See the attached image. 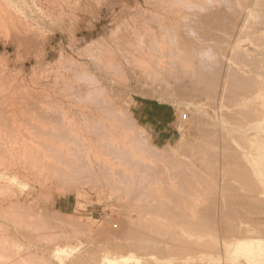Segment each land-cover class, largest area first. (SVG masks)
<instances>
[{"label":"rangeland","instance_id":"374dc122","mask_svg":"<svg viewBox=\"0 0 264 264\" xmlns=\"http://www.w3.org/2000/svg\"><path fill=\"white\" fill-rule=\"evenodd\" d=\"M246 79L251 83L246 85ZM230 85L231 89L239 87L235 93V88L230 89L235 96H230ZM245 85L257 94L247 96L251 91ZM104 101L121 109L119 116L113 108L106 106L110 114L103 109ZM60 110L68 114L58 115L67 117L70 132L84 137V146L96 147L97 155L106 150L100 125L111 137L123 138L124 126L117 125L116 114L123 119L131 116L143 129L134 146L141 145L136 148H142L144 155L153 146L170 155L165 159L175 155L177 160L189 159L202 176L207 173L210 180L215 179L217 188L212 216L218 248L208 249L211 252L206 255L212 253L209 258L219 264H264V241L257 244V254H243L238 248L240 240L243 244L248 241H243L241 234L261 233L226 232L221 225L226 189L235 167L253 169L264 186V0H0V264H163L172 261L154 254L163 246L175 252L181 249L180 244L197 250L194 244L188 247L183 242L186 236L193 237L194 231L183 237V232L177 231L190 223L183 215L187 212L182 214L187 221L180 217L181 211L173 214L180 215L177 218L169 215L168 219H175H165L168 227L145 219L157 214L165 218L164 212L153 206L158 203L157 196L144 191L152 176L146 179L140 175L142 171L135 173L128 165V190L125 180L114 184L101 172L70 169L56 160L50 151L54 149L47 146L67 148L70 142H61L63 131L57 123L45 121L49 119L45 115ZM98 119L107 122L98 126ZM43 128L52 130L45 134ZM149 129L154 130L155 141ZM13 130L16 136L12 137ZM34 149L48 161H40V153ZM228 152L235 157L227 158ZM207 159L216 160L211 169L202 163ZM60 166L74 173L82 171L72 178V174H59ZM129 168L134 171L128 172ZM130 175L136 176L132 178L135 181ZM142 205L151 207L149 214L139 211ZM263 211L251 216L264 218ZM40 213L48 217V227L37 220ZM130 227L136 231L134 238ZM167 229L172 234L167 235ZM227 234L233 236L232 244L231 239L226 243ZM149 246L156 250H148Z\"/></svg>","mask_w":264,"mask_h":264},{"label":"bare ground","instance_id":"6f19581e","mask_svg":"<svg viewBox=\"0 0 264 264\" xmlns=\"http://www.w3.org/2000/svg\"><path fill=\"white\" fill-rule=\"evenodd\" d=\"M160 46V45H159ZM164 46V45H163ZM182 53V52H181ZM245 53V52H244ZM238 54V53H237ZM240 54V53H239ZM198 55V54H197ZM239 56V55H238ZM241 56H243L242 54H241ZM240 57V56H239ZM249 57V56H248ZM240 58H242V57H240ZM233 59V58H232ZM249 60V59H248ZM249 61H252V59L251 60H249ZM148 62V61H147ZM260 62V61H259ZM144 63H145V61H144ZM253 64V63H252ZM147 65V64H146ZM255 65V64H254ZM150 66V65H149ZM162 67V66H161ZM236 74V73H235ZM235 74H233V75H235ZM232 75V76H233ZM241 75V74H240ZM231 76V77H232ZM235 77L233 76L232 77V79H234ZM237 78V77H236ZM238 78H240V76H238ZM242 79H243V77H241ZM244 78H245V76H244ZM248 78V77H247ZM249 79V78H248ZM255 79V78H254ZM235 80H237V79H235ZM249 80H251V79H249ZM249 80L247 81V79H246V85H247V83L249 82ZM233 81V80H232ZM231 81V82H232ZM239 81H240V79H239ZM252 81V80H251ZM257 81V80H256ZM233 82H235L236 83V81H233ZM232 82V83H233ZM254 82H255V80H254ZM258 82V81H257ZM239 83V82H238ZM244 83V82H243ZM251 83V82H250ZM250 83H248V84H250ZM253 83V82H252ZM255 86H256V84L257 83H253ZM232 85V84H231ZM230 85V86H231ZM244 85V84H243ZM243 86L244 88H246L247 86ZM253 85V86H254ZM258 85V84H257ZM234 86V85H233ZM238 86H239V84H238ZM237 86V87H238ZM252 86V87H253ZM235 87H236V85H235ZM234 87V88H235ZM236 87V88H237ZM250 87V86H249ZM232 88V86L229 88V92H230V89ZM233 88V89H234ZM236 88H235V90H233V89H231V90H233V93H235V92H237L238 90H236ZM242 88V87H241ZM251 88V87H250ZM254 88V87H253ZM259 88V87H258ZM257 88V89H258ZM228 89V88H227ZM238 89H239V87H238ZM243 89V88H242ZM242 89H240V90H242ZM247 89H248V87H247ZM255 89V88H254ZM254 89H252V90H254ZM239 90V91H240ZM249 90V89H248ZM261 90V89H260ZM227 91V90H226ZM235 91V92H234ZM245 91L247 92V90L245 89ZM249 91H251V89L249 90ZM248 91V92H249ZM262 91V90H261ZM261 91H257L258 92V95L259 94H261L260 92ZM228 92V91H227ZM242 92H244L243 90H242ZM232 92H230V96L231 95H233V94H231ZM239 93V92H238ZM240 93H241V91H240ZM245 93V92H244ZM252 93V91L250 92V93H247V96H249V94H251ZM254 93V92H253ZM253 93H252V97H253ZM243 94V93H242ZM242 94H240V95H242ZM255 95L257 94L256 92L254 93ZM229 95V93L227 94V96ZM237 95V94H236ZM239 95V97H241ZM233 96H235V95H233ZM244 96V97H243ZM263 96V95H262ZM238 97V96H237ZM246 96L245 95H242V97L241 98H245ZM255 97V96H254ZM247 98V97H246ZM249 98V97H248ZM250 98H251V96H250ZM103 100H101V102H102ZM106 101V100H105ZM105 101H104V103H103V105L105 104ZM235 101V100H234ZM241 101V100H240ZM238 102V100L236 101V103L238 102L239 104L241 103V102ZM243 102V101H242ZM245 102V101H244ZM244 102H243V104H244ZM261 102V101H260ZM108 103V102H107ZM235 103V102H234ZM101 104V103H100ZM255 104V103H254ZM112 105V104H111ZM50 106V105H49ZM98 106V105H97ZM101 106V105H100ZM106 104H105V108H103V109H105V110H107L108 111V109L106 108ZM237 106H240V105H237ZM56 107V106H55ZM99 107V106H98ZM107 107H109V109L111 108L110 107V105L108 104V106ZM241 107V106H240ZM37 108H39V107H37ZM102 108V106L100 107V109ZM113 108V109H112ZM111 109V111H116V114H117V111H118V116H119V114L121 113H119V110H121V109H119V110H116L117 108L116 107H112ZM255 108H257V107H255ZM99 109V108H98ZM102 109V110H103ZM239 109V108H238ZM4 110V109H3ZM39 110H40V108H39ZM246 110V109H245ZM244 110V111H245ZM106 111V112H107ZM253 111V110H252ZM41 112V111H40ZM56 112H57V108H56ZM56 112L55 113H53L52 111H51V113L50 114H46L45 115V113H43L45 116H48V118L49 119H45V121H47V122H52V124H56L57 123V125H59V127L61 128V131H63V132H61L62 133V135L63 136H61V142L63 141V143L64 142H66L67 141V143L68 142H72L73 144L74 143H76V144H78L79 146H77L76 144L73 146H71V144L69 143L68 145H67V148L69 149V150H67V148L66 147H61L60 145V147L58 146V147H55L54 145H51L50 144V146H47V145H45V146H47V147H49V149H54V150H50V151H52V154H53V156L54 157H56L57 159V161H59L60 162V164H64V166H68L70 169L72 168V169H75V167H77V169H79V168H82L83 170L85 169H87V171L88 172H90L91 174L92 173H96V171H98V172H101L102 174L101 175H103V178H105V179H107V181H111V182H115V183H118L119 181H123V180H125V183L126 184H124L127 188L130 186V184H129V186H127L128 185V183H130V182H127V176H126V174H125V172H126V167L128 166V165H130V167L131 168H133L134 170H135V173H136V171H139V172H141L142 171V173L144 174V175H142V173L140 174L142 177H145L146 179H147V177H150V176H152L153 178H152V180H151V183L150 184H148V183H146V187L144 186V191L146 190L147 192L148 191H150V193L152 194V192L155 194L154 196H157V202L158 203H154V205L153 206H157L161 211H160V213H163L164 212V216L163 217H165V218H159V214H157V215H155L156 213V211L158 210H156V211H154V213H152V214H154L155 216L154 217H150V216H148L147 218H146V216H145V219H150L151 221H150V223L153 221V222H155V225L156 224H158V225H161V224H164V227L165 226H169V224L166 222V220L169 218V215H172V216H174L173 214H176V213H178V211H181V216L180 215H178V216H174L175 218H177V217H184V216H182V214L184 213V212H187V214L185 213V214H183V215H187V217H188V222H190L189 224H184V225H186V228L185 229H183V230H181L182 229V226H180L181 228H176L175 226V228H173V229H178L177 231H181V232H183V233H181L182 235H180V236H182L183 237V235H187V234H189L190 232L192 233V231H194L195 233H193L194 234V236L193 235H191V236H193V237H190V236H184L185 237V239H183V242L184 243H187L188 244V247H189V245L190 244H194V247H196L197 248V250H194V248L193 249H190V247L189 248H185L183 245L184 244H180V246L182 245L183 246V248H182V246H181V249H179V250H177L176 252L175 251H172V250H170L169 248L166 250L165 249V246H163L164 248L161 250V249H159L160 251H158L157 253H155L157 250H156V247H154V246H156V245H154L153 247L155 248V252H154V254H156L158 257H159V259L160 260H162V259H166V260H171L172 259V261H169V262H167V263H163V264H216V262H218V261H214L213 262V260H211V259H213V258H209V257H211L210 255L212 254H210L209 255V257H208V255H206L207 254V252H209L208 251V249H211V250H213V249H215L216 248V246L218 245L217 244V240H216V238H215V236H214V234H213V228H215L214 227V225H213V214L214 213H212V211L214 210L213 209V203L214 202H212V201H214L213 199V195H214V193L216 192V189L217 188H215V186L216 185H214L215 184V182H214V180H210V178L209 177H207V173L206 172H209V171H205L204 169V171H205V173H206V176L205 175H201L199 172H201V170L200 169H198V170H200L199 172H198V170H195V166H194V164H193V166H192V164L191 163H189V161H187V160H189V159H187V160H185L184 161V157H182V158H184L183 160L182 159H178L177 160V157H176V159H175V156L173 157H169V159L168 158H166L165 159V157L167 156V154L163 151V153H165V154H163V153H160L161 151H158V149L156 150L155 148H153V146L152 147H150V149H149V146H151L150 145V143L148 142V140H146L148 143H147V145L149 144V146L146 148V150L147 149H149L148 150V152L146 153V155H144L145 153H143V150H142V148H136V146H138V145H135L134 146V143H136L137 144V142H138V139H141V137H139V134H140V131H143V129L142 130H140V128H139V126H138V124L135 122V120H132L131 119V116H129L130 117V119L127 117V119L126 118H124L123 119V115L121 116V118L120 117H118L114 112V116L118 119L116 122L118 123L117 125L119 126H124V130L122 131V132H124L123 133V138L122 139H118L117 137L115 138V136L113 137H111V133L109 132V131H106V130H108V129H105L104 127H102L101 125H100V127H99V130H100V134H102L103 136H104V138H103V140L102 141H104V145H105V142H106V145L104 146L105 148L104 149H106L105 151H104V149L102 150V151H104L103 153V155H97V153H95V152H97L98 150H95L96 149V147H94V146H89L88 147V145H87V147H86V145L84 146V144H85V142L82 140V138H84V137H79V136H77L76 134H73V132L71 133L70 131H71V128L67 125L68 124V122H66V118L67 117H65V116H67L64 112H62V110H60L57 114H56ZM60 112L62 113V115H64L65 114V116H62V115H58V114H60ZM103 112V111H102ZM110 111H108V113H109ZM126 112V111H125ZM234 112V111H233ZM246 112H247V110H246ZM259 112V115H258V117L260 116V111H258ZM5 113V112H4ZM64 113V114H63ZM240 113H241V111H240ZM245 113V112H244ZM243 112L241 113L242 115L244 114ZM254 113V112H253ZM256 113V112H255ZM110 114V113H109ZM231 114V113H230ZM234 114V113H233ZM236 114V113H235ZM252 114V113H251ZM258 114V113H257ZM238 115V114H237ZM240 115V114H239ZM241 115V116H242ZM250 115V114H249ZM248 115V116H249ZM256 114H253V116H255ZM1 116H2V114H1ZM43 116V115H42ZM44 116V117H45ZM114 116H113V118H114ZM233 116V115H232ZM245 116V115H244ZM251 116V115H250ZM252 116V117H253ZM6 117V116H5ZM40 117V116H39ZM243 117V116H242ZM241 117V118H242ZM256 117H257V115H256ZM2 118V117H1ZM7 118V117H6ZM41 118V117H40ZM96 118V117H95ZM105 118H107L106 116H105ZM111 118H112V116H111ZM120 118V119H119ZM240 118V117H239ZM248 118V117H247ZM246 118V119H247ZM254 118V117H253ZM94 119V118H93ZM109 119H110V116H109ZM133 119H134V117H133ZM244 119H245V117H244ZM263 119V118H262ZM3 120V119H2ZM8 120H10V119H8ZM114 120V119H113ZM122 120H124V121H122ZM251 119H249L248 121H250ZM7 121V120H6ZM11 121V120H10ZM20 121V120H19ZM94 121V120H93ZM92 121V122H93ZM112 121V120H111ZM114 121V122H115ZM247 121V122H248ZM23 122V121H22ZM40 122V121H39ZM90 122V121H89ZM105 122H107V120L105 121ZM104 122V123H105ZM113 122V121H112ZM115 122V123H116ZM7 123H8V121H7ZM7 123H5L6 124V129L7 128H9L10 129V127H9V123L7 124ZM24 123V122H23ZM94 123H95V121H94ZM100 123H103V120H101V119H98L97 121H96V124L99 126V124ZM103 123V124H104ZM2 124V123H1ZM26 124V123H25ZM46 124V123H45ZM65 124V125H64ZM243 124H244V122H243ZM254 124V123H253ZM11 125V124H10ZM31 125V124H30ZM37 125V124H36ZM64 125V126H63ZM227 125V124H226ZM229 125V124H228ZM239 125V124H238ZM20 126H21V124H20ZM29 126V125H28ZM46 126V125H45ZM48 126V125H47ZM92 126V125H91ZM95 126V125H94ZM98 126H97V129H98ZM105 126V125H104ZM115 126H116V124H115ZM114 126V127H115ZM118 126H116V128L118 127ZM12 127V126H11ZM38 127V126H37ZM41 127V126H40ZM39 127V128H40ZM44 127V126H43ZM49 128L51 127V126H48ZM53 127H56V126H53ZM53 127H51V128H53ZM63 127V128H62ZM107 127V126H106ZM114 127H112V128H114ZM257 127H258V125H257ZM15 128V127H14ZM13 128V129H14ZM28 128V127H27ZM46 128V127H45ZM49 128H47L46 130L48 131V129ZM95 128H96V126H95ZM108 128V127H107ZM115 128V129H116ZM73 129V128H72ZM109 129H111V128H109ZM120 129H121V127H120ZM241 129V128H240ZM40 130V129H39ZM43 130H45L44 128H43ZM46 130L43 132L42 131V133H47L46 132ZM52 129H50L48 132L50 133V131H51ZM57 130V132L56 131H54V132H56V135H58L57 133L59 132V130L58 129H56ZM9 131V130H8ZM11 131V130H10ZM9 131V132H10ZM16 130H13V133L15 132ZM18 131V130H17ZM20 131V130H19ZM33 131V130H32ZM35 131V130H34ZM229 131V130H228ZM240 131V130H239ZM39 132V131H38ZM77 132V131H76ZM94 132V131H93ZM99 131H97V133H98ZM120 132V131H119ZM121 132V133H122ZM144 132V131H143ZM142 132V133H143ZM13 133H11V134H13ZM60 133V132H59ZM95 133H96V131H95ZM235 133V132H234ZM10 134V135H11ZM39 134V133H38ZM48 134V133H47ZM53 135H54V133H53ZM75 135V136H74ZM78 135H80L79 133H78ZM99 135V134H98ZM116 135V134H115ZM235 135V134H234ZM238 135V134H237ZM13 136H16V133H14L13 135H12V137ZM59 136V135H58ZM58 136H56V137H58ZM80 136H82V135H80ZM103 136H101V137H103ZM142 136V135H141ZM144 136H145V133H144ZM40 137V136H39ZM99 137H100V135H99ZM100 137V138H101ZM119 137V136H118ZM143 137V136H142ZM146 137H147V135H146ZM145 137V138H146ZM238 137V136H237ZM35 138V137H34ZM44 138V137H43ZM53 138V137H52ZM91 138V137H90ZM98 138V137H97ZM229 138V137H228ZM54 139V138H53ZM15 140V139H14ZM29 140V139H28ZM230 140V139H229ZM140 141V143L141 144H143L144 142H146V141H144V140H139ZM231 141V140H230ZM83 142H84V144H83ZM29 143V142H28ZM28 143H27V145H28ZM63 143H61V144H63ZM92 143V142H91ZM101 143V142H100ZM243 144L245 143L244 141L242 142ZM247 143V142H246ZM245 143V144H246ZM46 144V143H45ZM97 145H99V144H97ZM102 145H103V143H102ZM145 145V144H144ZM146 145V146H147ZM209 145V144H208ZM241 145V144H240ZM37 146V145H36ZM100 146V145H99ZM140 147H141V145H139ZM143 146V145H142ZM245 146V145H244ZM244 146H242V147H244ZM249 146V145H248ZM39 147V146H38ZM154 147H156V146H154ZM25 148V147H24ZM40 148V147H39ZM46 148V147H45ZM44 148V149H45ZM66 148V149H65ZM193 148V147H192ZM204 147L203 146H201V149H203ZM207 148V147H206ZM3 150L4 149H6V146H3V148H2ZM29 149V148H28ZM43 149V150H44ZM89 149V150H88ZM205 149V148H204ZM203 149V150H204ZM230 149V148H229ZM1 150V149H0ZM34 150H37V152H41L39 149H34ZM33 150V151H34ZM39 150V151H38ZM88 150V151H87ZM94 152V154H92L91 152L92 151ZM95 150V151H94ZM101 150V149H100ZM142 150V151H141ZM160 150V149H159ZM195 150H196V148H195ZM197 150H200L199 149V144H198V148H197ZM194 151L195 152V154L198 152V151ZM203 150H201L202 152H203ZM46 150H44L43 151V153L45 152ZM49 151V152H50ZM75 151V152H74ZM101 151V152H102ZM200 151V152H201ZM208 151H209V149H208ZM227 151V150H226ZM243 151V150H242ZM260 151V150H259ZM73 152V153H72ZM193 152V153H194ZM201 152V153H202ZM207 152V151H206ZM36 153V152H35ZM42 153V152H41ZM40 153V154H41ZM46 153V152H45ZM51 153V152H50ZM204 153H205V151H204ZM32 155H33V153H31ZM38 153H36V155H37ZM40 154H38L37 155V157H40V159L42 158V160H40V161H43V159L44 160H47L45 157H44V154L42 155H40ZM51 154V155H52ZM199 154V153H198ZM214 154V153H213ZM36 155H34V157L36 156ZM200 155V154H199ZM201 155H203L204 156V154L202 153ZM200 155V156H201ZM47 156V155H46ZM168 156H170V155H168ZM167 156V157H168ZM205 156H206V154H205ZM227 158L229 157V158H233V157H235V154L234 153H229L228 152V155H225ZM10 157V156H9ZM36 157V158H37ZM49 157V159H51V157L50 156H48ZM53 157V158H54ZM106 157V158H105ZM144 157H146L145 159H144ZM148 157V158H147ZM94 158V159H93ZM108 158V159H107ZM195 158H196V155H195ZM207 158V157H206ZM214 158H215V156H214ZM37 159H39V158H37ZM36 159V160H37ZM161 159H163V162L161 161ZM167 159L170 161L169 163H166V161H167ZM241 159V158H240ZM55 160V159H54ZM92 160H93V162H92ZM162 162H160V161ZM194 160V159H193ZM203 160H205V159H203ZM48 161V160H47ZM216 161V160H215ZM214 161V162H215ZM239 161V160H238ZM249 161V160H248ZM59 162H57V163H55V164H59ZM192 162V161H191ZM214 162L212 161V160H210V161H208V159H207V161H203L202 163H203V165L204 166H206L207 167V169L209 168V169H211L212 167H214L215 165H214ZM247 162V161H246ZM245 162V163H246ZM52 163V162H51ZM193 163V162H192ZM59 164V165H60ZM95 164H97V165H95ZM247 164H248V162H247ZM247 164H246V166H247ZM176 165L178 166L177 168H175L176 167ZM168 166H171L172 167V169L171 168H169ZM175 166V167H174ZM74 167V168H73ZM171 169V173L169 172V169ZM250 167H252V166H250ZM205 168V167H204ZM77 169L75 170L77 173H79V172H81L80 170H78L77 171ZM133 169H131L132 171H134ZM84 170V171H85ZM128 170V172H129V170H130V168L129 169H127ZM130 170V171H131ZM203 170H202V172H203ZM83 171V172H84ZM57 172L60 174H64V175H66V176H68L69 174H72V178H73V176L75 175V173L74 172H72V170H69V169H67V168H65V167H63V166H60V168L58 167V169H57ZM72 172V173H71ZM82 172V173H83ZM123 172V173H122ZM139 172H137V173H139ZM167 172V174L165 175V173ZM234 174H233V178H232V181H230V186H226L227 187V191H226V197L228 198V199H226L227 201L225 202L227 205L223 208V213H222V221H223V223H224V226H223V224H221L222 225V227H224L225 229H227V231L224 229L223 230V228H222V234L224 235V233H225V231L226 232H228V231H232V233L235 231V233H236V229H240V231H242V232H244V234L246 233V232H250V231H257L256 233H261V234H259V235H257V236H250V234L249 235H243V234H241V239H243V241H245L246 239H248V241L245 243L244 242V244L242 243V240H240L241 242H239L241 245H239L240 247H238L239 249H240V251L243 253V254H247V255H252L253 253H256L257 252V249H259L258 248V243L260 242L261 243V241H264V218H261V217H258V215L257 216H251V215H254V213H256L257 211H259L260 209H264V186H263V183H262V181L260 180V178H257L256 177V175H255V173L253 172V169H251V168H246V169H240L239 167H235L234 168ZM66 173V174H65ZM85 173V172H84ZM164 173V174H163ZM204 173V174H205ZM81 174V173H80ZM117 174H119V176L121 175V176H123V177H121V178H117ZM130 174V173H129ZM131 174L133 175V172H131ZM140 175H139V177H140ZM231 175V174H230ZM70 176V175H69ZM126 176V177H125ZM65 177V176H64ZM70 177V178H71ZM130 177H131V175H130ZM134 177H136V176H134ZM134 177H131V179L132 178H134ZM138 177V176H137ZM138 177V178H139ZM204 178L203 180L204 181H202L201 180V178ZM206 177H207V179H206ZM210 177H212V176H210ZM232 177V176H231ZM66 178V177H65ZM126 178V179H125ZM209 178V179H208ZM67 179H69V178H67ZM146 179H144V181H146ZM132 180H134V179H132ZM131 180V181H132ZM141 180V179H140ZM149 180V179H148ZM200 180H201V182H200ZM117 181V182H116ZM135 181V180H134ZM134 181H132V183L131 184H133L134 185ZM137 181V180H136ZM143 181V182H144ZM150 181V180H149ZM110 183V182H109ZM112 183V184H113ZM114 183V184H115ZM139 183V182H138ZM114 184L112 185V186H114ZM117 185H119V184H117ZM132 186V185H131ZM115 187V186H114ZM119 187V186H118ZM125 187V188H126ZM133 187V186H132ZM131 187V188H132ZM116 188V187H115ZM126 188V189H127ZM130 188V189H131ZM134 188H136V187H134ZM128 190H129V188H128ZM142 190V189H141ZM156 192V193H155ZM137 193V192H136ZM139 193V192H138ZM216 195V194H215ZM150 196V195H149ZM153 196V197H154ZM225 197V198H226ZM213 198V199H212ZM160 199V200H159ZM225 200V199H224ZM223 202V201H222ZM216 203V202H215ZM145 204V203H144ZM216 205V204H215ZM151 209V207L150 206H147V207H143V205H142V209H139V211L141 210V212H143V211H145V210H147V213L149 214L150 212H148V210H149V208ZM154 208V207H153ZM184 209L186 210L187 209V211H184ZM152 210V209H151ZM154 210V209H153ZM158 213H159V211H157ZM264 212V211H263ZM180 213V212H179ZM178 213V214H179ZM250 214V215H248V217L247 218H244L243 217V214ZM145 214H146V211H145ZM44 215V214H43ZM41 215V213L39 214V218H37L38 217V215H36L37 217V220L39 221V222H42V224H47L48 222H49V220H48V217L46 216V215ZM163 215V214H162ZM35 216V215H34ZM46 216V217H45ZM168 216V217H167ZM157 217V218H156ZM171 217V216H170ZM174 218V219H175ZM29 219H30V217H29ZM35 219V218H34ZM140 219H143V217H140ZM166 219V220H165ZM171 219V218H170ZM170 219H168V220H170ZM173 219V220H174ZM173 220L171 221V222H173ZM182 220V219H181ZM184 220H186L187 221V219H185V217H184ZM141 221V220H140ZM144 221V220H143ZM185 221V222H186ZM240 221H243L244 223L241 225V226H239V224H240ZM38 222V223H39ZM148 222V221H147ZM169 222V221H168ZM179 223V221L178 220H176V222L175 223ZM181 222H183V220L181 221ZM180 222V223H181ZM133 223V222H132ZM177 223V224H178ZM179 223V224H180ZM152 224V223H151ZM171 224H173V223H170V225ZM181 224H183V223H181ZM154 225V226H155ZM47 227H48V225H46ZM131 226V225H130ZM163 226V225H162ZM44 227V226H43ZM138 227V226H137ZM144 227V226H143ZM151 227H152V225H151ZM160 227V226H159ZM162 228V227H161ZM183 228H184V226H183ZM156 229H158L157 227H156ZM170 229V228H169ZM173 229H172V231H173ZM185 230V231H184ZM130 233V236H132L133 238H134V234H136V231L135 230H133V228L132 227H130V230H128ZM174 231H176V230H174ZM177 231H176V233L175 234H177ZM214 231H215V229H214ZM185 232V233H184ZM237 232H239V230L237 231ZM253 232V233H254ZM170 233V232H169ZM168 233V229H167V235L169 234ZM178 233H180V232H178ZM231 233V232H230ZM170 234H172V232L170 233ZM174 234V233H173ZM229 234V233H228ZM228 234H227V238H228ZM153 235V234H152ZM226 235V234H225ZM128 236V235H127ZM142 236H144V235H142ZM171 236H173V235H171ZM176 236H178V235H176ZM175 236V237H176ZM231 236V235H230ZM136 237V236H135ZM139 237V236H138ZM141 237V236H140ZM146 237V236H145ZM144 237V238H145ZM132 238V239H133ZM231 238H233V236L231 237ZM231 238H228V240L226 241V243L227 242H229V239H231ZM245 239V240H244ZM148 240V239H147ZM224 240H225V237H224ZM150 241V240H149ZM182 242V243H183ZM232 242V239L230 240V243ZM156 243V242H155ZM225 243V242H224ZM225 243V244H226ZM150 244V243H149ZM160 244V243H159ZM232 244V243H231ZM235 244V243H234ZM238 244V243H237ZM236 244V245H237ZM163 245V244H162ZM151 246V245H150ZM150 246L148 247L149 249L148 250H152L153 249V247H152V249H150ZM161 246V245H160ZM159 246V247H160ZM167 246V245H166ZM170 246V245H169ZM169 246H167V247H169ZM178 246V245H177ZM186 246V245H185ZM143 247V246H142ZM158 247V248H159ZM171 247V249H172V246H170ZM227 247L230 249V247H232V246H228L227 245ZM226 247V248H227ZM147 248V247H146ZM146 248H144L145 250H147ZM178 248V247H177ZM195 248V249H196ZM201 248V249H200ZM217 248H218V246H217ZM228 248L227 249H225V246H224V250H227L228 251ZM234 249V248H233ZM236 249V252H237V248H235ZM175 250H176V248H175ZM198 250H200V251H203L202 253H200V254H198L200 251H198ZM231 250V249H230ZM229 250V251H230ZM149 251V252H150ZM153 251H154V249H153ZM226 251V252H227ZM235 251V250H234ZM240 251H238V252H240ZM259 251V250H258ZM211 252V251H210ZM209 252V253H210ZM225 252V253H226ZM235 252V253H236ZM234 253V252H233ZM146 254V253H145ZM152 254H153V252H152ZM237 254V253H236ZM239 254V253H238ZM257 254V253H256ZM199 255H201V257H199ZM213 255V254H212ZM216 255V254H215ZM232 256V255H231ZM235 256V255H234ZM156 257V256H155ZM158 257H156L157 259H158ZM215 257V256H214ZM250 257V256H249ZM176 259V261H174V259ZM235 258V257H234ZM179 259H182V261L183 262H180V260ZM188 259V260H187ZM256 259V258H255ZM229 260V262L231 261V260H235V259H228ZM174 261V262H173ZM232 262V261H231ZM234 262V261H233ZM113 263H115V262H112L111 264H113ZM146 263V262H145ZM155 263V262H154ZM220 262H218L217 264H219ZM237 263V262H236ZM235 263V264H236ZM149 264V263H148ZM230 264H233V263H230Z\"/></svg>","mask_w":264,"mask_h":264},{"label":"crops","instance_id":"0c3cea01","mask_svg":"<svg viewBox=\"0 0 264 264\" xmlns=\"http://www.w3.org/2000/svg\"><path fill=\"white\" fill-rule=\"evenodd\" d=\"M137 120L139 121V123H141V120L140 119H137ZM148 131L150 132L152 139L155 141L154 130L153 129H151V130L149 129Z\"/></svg>","mask_w":264,"mask_h":264}]
</instances>
